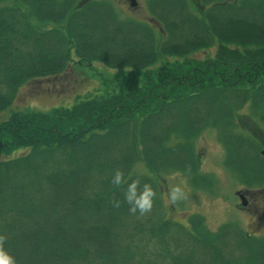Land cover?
<instances>
[{
  "label": "trees",
  "instance_id": "16d2710c",
  "mask_svg": "<svg viewBox=\"0 0 264 264\" xmlns=\"http://www.w3.org/2000/svg\"><path fill=\"white\" fill-rule=\"evenodd\" d=\"M204 2L199 15L189 0H150L157 41L150 23L119 18L109 0H0V153L28 146L0 159V235L16 264H264V236L235 221L212 230L198 212L186 223L167 217L154 176L205 179L195 138L213 123L229 165L247 183L264 181V157L233 128L244 106L264 122V0ZM216 41L214 55H194ZM72 53L127 63L132 79L5 115L24 81L60 71ZM138 159L147 172H132ZM117 168L152 185L149 214L129 213L126 184H111Z\"/></svg>",
  "mask_w": 264,
  "mask_h": 264
},
{
  "label": "rangeland",
  "instance_id": "374dc122",
  "mask_svg": "<svg viewBox=\"0 0 264 264\" xmlns=\"http://www.w3.org/2000/svg\"><path fill=\"white\" fill-rule=\"evenodd\" d=\"M109 1L119 18L150 23L156 32L157 41L164 37L163 28L151 14L150 0H139L137 5H131L124 0ZM189 3L191 10L199 15L211 5L204 0H189ZM43 25L49 26L51 22H45ZM217 49L218 41L197 49L194 55L206 58L214 55ZM72 56L74 58L70 59L67 66L60 71L51 75H37L24 81L19 86L13 101L6 107L5 115L10 114V108L49 110L58 105H71L77 94L84 95L90 91L130 82L135 70L127 63L107 64L100 59L91 61L79 59L74 53ZM168 57L174 58V55ZM158 63L159 61H156L153 66ZM252 110L249 106L241 108L236 113V123L233 128L236 132L250 135L253 149L257 148L264 157L262 154L264 122ZM173 140H177V137ZM27 150L26 144L19 145L7 153H0V159ZM195 151L198 156L199 171L205 179L195 183L191 175L180 169L153 172L161 186L163 202L165 193L178 182L185 193V199L177 205L164 203L167 217L186 223L191 213L198 212L204 215L208 227L212 230H217L226 221H235L246 233L264 236V181L257 185L247 183L246 177L229 165L223 133L213 123L207 124L196 136ZM132 172H147L142 159H138L133 164ZM241 193L250 195L251 209L244 208L247 205L242 203Z\"/></svg>",
  "mask_w": 264,
  "mask_h": 264
},
{
  "label": "clouds",
  "instance_id": "9594fccd",
  "mask_svg": "<svg viewBox=\"0 0 264 264\" xmlns=\"http://www.w3.org/2000/svg\"><path fill=\"white\" fill-rule=\"evenodd\" d=\"M111 184L116 188H120L122 185L126 184L124 202L128 204V211L131 215L135 216L139 214V216L143 217L152 211L157 193L150 183H141L140 179L127 182L125 179V172L117 168L113 171ZM163 199L165 205L173 206L185 199V193L180 183L178 182L170 187ZM120 206L121 201H114V207L119 208ZM6 240V236L0 235V264H16L15 259L8 254L3 247Z\"/></svg>",
  "mask_w": 264,
  "mask_h": 264
},
{
  "label": "flooded vegetation",
  "instance_id": "af4514ba",
  "mask_svg": "<svg viewBox=\"0 0 264 264\" xmlns=\"http://www.w3.org/2000/svg\"><path fill=\"white\" fill-rule=\"evenodd\" d=\"M124 1H126V2H128V3L130 4V2H131V1H134V0H124ZM136 1H137V0H136ZM138 2H139V0H138ZM138 2H137V4H138ZM137 4H136V5H137ZM246 190L249 191L248 189H246ZM245 194H246L247 199H248L249 201H248V203L246 204L247 206H245L244 208L249 207V208L251 209V207L249 206V204L251 203V200H250V198H249L250 195H248V193H245Z\"/></svg>",
  "mask_w": 264,
  "mask_h": 264
},
{
  "label": "water",
  "instance_id": "95a60500",
  "mask_svg": "<svg viewBox=\"0 0 264 264\" xmlns=\"http://www.w3.org/2000/svg\"><path fill=\"white\" fill-rule=\"evenodd\" d=\"M135 3H136V0L131 1V4H135ZM262 153L264 154V149H262ZM242 201H243V204L247 203V200H246V198L243 195H242Z\"/></svg>",
  "mask_w": 264,
  "mask_h": 264
}]
</instances>
